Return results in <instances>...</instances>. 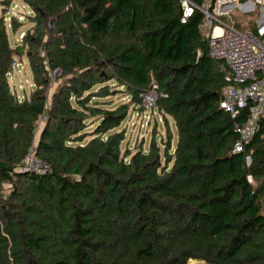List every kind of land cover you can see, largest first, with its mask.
Segmentation results:
<instances>
[{"label":"trees","instance_id":"trees-1","mask_svg":"<svg viewBox=\"0 0 264 264\" xmlns=\"http://www.w3.org/2000/svg\"><path fill=\"white\" fill-rule=\"evenodd\" d=\"M14 1L35 27L14 49L0 16V264H264V126L234 153L243 119L220 106L229 69L210 56L202 13L183 23L180 0H0L3 11ZM24 55L35 89L20 99L9 75ZM153 90L177 142L168 124L147 151H124L117 129ZM119 93L130 103L106 108ZM31 148L50 173L18 169Z\"/></svg>","mask_w":264,"mask_h":264},{"label":"built area","instance_id":"built-area-1","mask_svg":"<svg viewBox=\"0 0 264 264\" xmlns=\"http://www.w3.org/2000/svg\"><path fill=\"white\" fill-rule=\"evenodd\" d=\"M180 2L183 23L196 11L202 13L201 30L208 40L210 56L229 69L230 85L224 90L220 106L233 119H243L236 124L238 140L234 153H244L264 126V0H206L202 6L192 0ZM234 4H238L244 14L260 16L254 26H239L223 19L230 15ZM142 97V108L154 110L158 99L156 91L146 92ZM246 160L251 164L250 155ZM18 169L38 175L52 171L50 164L37 156L35 148H31Z\"/></svg>","mask_w":264,"mask_h":264},{"label":"rangeland","instance_id":"rangeland-1","mask_svg":"<svg viewBox=\"0 0 264 264\" xmlns=\"http://www.w3.org/2000/svg\"><path fill=\"white\" fill-rule=\"evenodd\" d=\"M230 15L224 17L223 19L229 23H238L239 26H254L256 21L260 18L259 15H249L244 14L238 7V4H234L233 8L230 10ZM7 12V13H5ZM5 14V21L7 24V32L9 34L10 44L12 48H16L19 44L22 43L24 34L33 29L35 24L33 23V18L35 17V13L25 4L19 1H14V3L8 7L6 11H3V8L0 4V16ZM11 17H15L19 22H22V26L16 32H13L10 27ZM16 69L12 74L9 75L10 85L12 90L16 92L20 99L24 97L30 96L32 91L35 89V84L32 78V71L29 65V60L26 55L22 58L16 57ZM58 72L52 73L53 85L50 90V96L53 94V91L57 87V84L62 82V80H56V76H58ZM98 87L95 88V90ZM106 102V108L115 109L120 104L130 103V99L125 93H119L115 96L108 97L102 100ZM51 102L49 101L47 104V108L50 107ZM134 108V107H133ZM132 110L130 111L129 117L122 123L121 127L117 129V131H125L126 132V140L122 144L123 150H127L128 148L136 153L139 148L147 151L149 149L150 142L153 138V135L157 136L158 142L161 141L162 137H166V130L169 124V127L174 136V144L177 142V132L175 121L172 118H168V124H166L165 120H162L163 117L159 114L157 110L153 109H141V110ZM140 112V113H139ZM46 124V117H41L37 134L41 132L43 127ZM156 125V126H155ZM95 126L91 124L88 127V132H92ZM11 186L6 185L5 189L8 190ZM8 188V189H7ZM197 264H207L202 261H195ZM190 264V262L188 263Z\"/></svg>","mask_w":264,"mask_h":264},{"label":"bare ground","instance_id":"bare-ground-1","mask_svg":"<svg viewBox=\"0 0 264 264\" xmlns=\"http://www.w3.org/2000/svg\"><path fill=\"white\" fill-rule=\"evenodd\" d=\"M190 264H197V263H195V261H190Z\"/></svg>","mask_w":264,"mask_h":264},{"label":"crops","instance_id":"crops-1","mask_svg":"<svg viewBox=\"0 0 264 264\" xmlns=\"http://www.w3.org/2000/svg\"><path fill=\"white\" fill-rule=\"evenodd\" d=\"M50 101V100H49ZM38 137H39V135H38Z\"/></svg>","mask_w":264,"mask_h":264}]
</instances>
